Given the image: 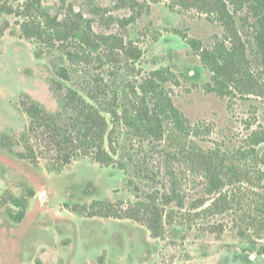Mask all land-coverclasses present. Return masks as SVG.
I'll use <instances>...</instances> for the list:
<instances>
[{"label": "rangeland", "instance_id": "obj_1", "mask_svg": "<svg viewBox=\"0 0 264 264\" xmlns=\"http://www.w3.org/2000/svg\"><path fill=\"white\" fill-rule=\"evenodd\" d=\"M28 1L33 9L26 15L39 16L44 12L57 16L68 35L74 33L76 23H82L91 45L84 46L75 37L67 38L65 51H72L74 56L73 62L65 61L63 65L69 68L84 95L101 87L97 81L103 79L104 93L128 96L132 104L142 93L140 85L144 79L159 70L164 77V93L187 120L189 137L201 149L235 151L252 147L250 134L264 125V77L251 26L238 22L244 14L235 0H220L234 14V28L218 16L217 6L214 12H206L201 0L2 3L19 9ZM208 1L213 2L207 6L211 9L215 0ZM23 17L0 9V130L15 135L16 140L29 124L22 100L29 102L30 97L49 110L58 111L56 98L60 92L55 94L50 86L49 79L56 69L49 59L64 50L49 49L40 43L37 47H42L43 57L38 58L36 42L22 37L19 21L28 16ZM234 29L244 46L234 42ZM194 38L211 50L225 43L227 48L245 51V58L236 61L231 75L235 79L247 77L239 72L244 71L258 80L261 87L256 88V94L239 92L237 81L233 84L237 87L235 94L222 97L208 91V87L216 86L215 72L190 46L189 40ZM64 92L65 89L61 93ZM59 117L65 125L67 114ZM106 117L110 132L112 119ZM119 129L114 137L118 154L124 153L137 163L142 157L139 140L126 128ZM28 135L29 145L39 155V167L0 149V264H264V256L257 253L260 244L241 239L228 217L198 219L197 225L189 228L183 217L176 216L166 225L165 235L158 238L132 219L89 216L88 209L83 211L80 206L107 201L134 207L136 192L126 184L123 170L102 166L83 156L52 171L50 168L56 163L48 136L41 132ZM169 140L185 151L191 149L189 140L181 142L172 132ZM14 149L24 148L16 141ZM168 150L177 152L174 148ZM144 152L152 160L157 159V150H150L147 144ZM149 169L158 170L152 165ZM162 169L163 178L167 177L166 169H172L179 177V187L189 207L204 188L202 173H195L185 162L175 159L171 166ZM20 211L24 215L17 219Z\"/></svg>", "mask_w": 264, "mask_h": 264}, {"label": "trees", "instance_id": "obj_2", "mask_svg": "<svg viewBox=\"0 0 264 264\" xmlns=\"http://www.w3.org/2000/svg\"><path fill=\"white\" fill-rule=\"evenodd\" d=\"M3 1L0 0L2 11L16 17L28 16L19 21L23 38L36 42V47L42 43L49 49L56 47L64 50L54 53L49 59L52 67L56 69L53 77L49 79L50 86L55 94L60 92L56 98L58 111L49 110L30 97L29 102L22 100L29 124L18 140L15 135L0 130V149L16 154L39 167V155L29 145L28 134H46L55 155L54 164L56 163L53 168L48 164L50 170H59L71 164L74 158L89 156L102 166L123 170L126 184L136 192L137 200L133 208L107 201H96L88 207L80 206L84 207L83 211L88 209L89 216L132 219L145 225L158 238L165 235L166 225L176 216L183 217L189 228L196 226L198 219L228 217L232 219L238 236L250 243L260 244L257 253L264 256V243H261L264 241V149H260L264 145V125L250 134L251 148L243 147L235 151L217 147L201 149L196 140L189 137L187 120L164 93V77L159 70L144 79L140 85L142 93L132 104L128 96L110 95L107 91L104 93L105 89L101 88L103 79L97 81L101 87L98 86L84 95L77 88V82L73 81L69 68L63 65L65 61L73 62L74 56L72 51H65L67 38L75 37L84 46L91 45L92 40L82 28V23L77 21L74 33L68 35L67 28H63V22L57 16L44 12L39 16L31 13L26 15L28 10L33 9L29 5L30 1L23 3L19 9H14L7 3H2ZM201 3L204 5L203 9L210 13L217 6L218 16L227 26H234V14H230L225 2L215 0L211 9L207 6L213 2L201 0ZM235 3L244 14L240 15L241 20L238 22L243 26H251L264 77V0H235ZM43 17L44 21H41ZM234 30V42L244 46L238 30ZM178 32L183 34L182 31ZM189 44L215 72L216 86L208 87V91H215L222 97L235 94V81L239 85V92L244 94H256V88L261 87L258 80L246 75L244 71L239 72L247 77L235 79L231 75V70L237 66L236 61L241 62L245 58V51L227 48L225 43H220V47L211 50L195 38L190 39ZM37 48L39 50L36 51V56L42 58V47ZM63 89L65 92L61 93ZM62 114H67L65 125L59 121ZM106 115L112 119L110 132H107L109 125ZM123 128L139 140V149L142 150L139 154L142 157H139L137 163H133L134 160L124 153L121 155L117 152L114 137L117 130ZM106 132L108 146L105 145ZM171 132L181 142L189 140L191 149L189 147L185 151L179 144L170 142ZM16 141L17 144L22 143V151L14 149ZM146 144L150 150H157V159L152 160L144 152ZM168 148H174L177 152L173 154ZM173 159L185 162L192 171L202 173L204 177V188L199 197L187 206L189 210L185 209L186 195L180 190L179 177L172 169L169 172L166 169V178L161 175L164 170L162 168L171 166ZM151 165L158 170L149 171ZM146 187L148 190H145ZM23 215L24 211H20L15 217L21 219ZM175 230L178 229L175 227Z\"/></svg>", "mask_w": 264, "mask_h": 264}]
</instances>
